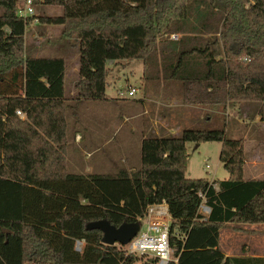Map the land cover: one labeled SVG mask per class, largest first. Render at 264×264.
<instances>
[{"label": "trees", "instance_id": "16d2710c", "mask_svg": "<svg viewBox=\"0 0 264 264\" xmlns=\"http://www.w3.org/2000/svg\"><path fill=\"white\" fill-rule=\"evenodd\" d=\"M32 1L60 13L22 17L17 0H0V264H158L103 243L88 224H140L147 207L162 202L171 216L168 264H264L219 248L222 228L264 223V177L245 176L243 139L225 129L144 137L141 164L131 170L70 172L66 158V110L72 101L105 99L108 60L138 59L144 78L156 70L180 83L184 105L253 103L264 122V0ZM33 18L60 25L62 40L76 43L71 96L64 58L36 57L25 46ZM207 141L221 143L227 178L186 177V143Z\"/></svg>", "mask_w": 264, "mask_h": 264}, {"label": "rangeland", "instance_id": "374dc122", "mask_svg": "<svg viewBox=\"0 0 264 264\" xmlns=\"http://www.w3.org/2000/svg\"><path fill=\"white\" fill-rule=\"evenodd\" d=\"M17 1L19 6H24L23 0ZM32 7L34 9V13L31 16L60 13L59 7L44 5L34 6L33 4ZM33 19L34 23L29 26L33 21L31 19L26 27L25 32V46L27 50L33 49L34 51L35 48H43L47 46L48 48L45 50L48 51L44 50L45 52H41V55L48 53L49 55L54 57H65L67 64L66 73L68 75L65 81L67 85H70L69 78L71 77H69V75L71 74V65H73V61L75 60V58L78 57L76 43L74 41L67 42L65 40H62L61 26L60 30H56L54 27H51L55 26L53 24H44L40 23L37 18ZM30 51L31 53L33 52L32 50ZM131 66L134 70L136 68L139 69L141 66V60H133ZM128 69L129 68L127 66L120 65L117 69H113L112 72L107 76V82L109 83L108 91L110 95L116 97L115 100H118L119 97L123 98L119 95V92H122V94H124L129 84L135 85L139 89V92L134 97L143 96V87L141 86V83L138 81L135 82V79L131 77ZM69 89H71V91H74V88L70 87ZM119 102L116 101L112 103L113 106L110 108L115 112V116H117V127L115 128V130L113 129V131L109 130L110 133H113L111 136L113 137L112 142L106 147H100L99 151H96L91 159L88 160V164L93 165L92 167L95 172H113L118 167L125 166L118 161L119 158L123 155V144L121 142L123 141V135L128 136L129 142L127 145L129 147V155L131 156V160L133 162L136 161V165L138 167L141 164L140 148L137 149V143L135 142L136 136L141 129H137L135 133H132L130 129L131 122L122 123V121L118 120V114H120V107L122 106L119 104ZM129 102H131L130 104H132V106L136 108V110L140 111L143 107L140 101ZM255 112V106L253 105V103H240L235 107H230V109H228V117H226L224 114H219L217 119H213L210 122L206 120L194 125L187 124L183 126L184 128L182 130L221 128L226 130L227 137L243 139V146L246 153L245 166L250 168L256 162V169H258V171H255L253 175H260L259 177H264V122L260 121L259 117L256 118ZM236 118H238L239 121ZM75 131H79L80 133L85 134L88 140H90L92 148H96L101 144V135L104 136L108 134L100 132L101 130L97 125V122L93 118V110L91 107H86L82 110H79V116H76V113L74 115H71L70 111H67V169L70 172L80 173L82 172L81 168H83L84 164L86 163L82 158L79 161H75V155L73 153V137ZM220 147L221 143L218 141H207L200 144H197L195 142H187L186 150L188 159L186 177L207 178L209 180L224 179V177H226L228 173L224 169L223 163L219 160ZM119 148L121 153L117 152ZM256 150L259 154L254 153ZM98 161H100V166L96 168L94 166ZM245 176L248 177V173H245ZM200 212L204 214L202 212V209L200 210ZM232 226L233 225H228V227H224L221 229V232L223 234L222 238L224 237L225 239V234H228V231L231 232L233 230ZM238 226L241 227V230L254 233L252 234L253 236H247L248 233H246L245 236H242L244 235L243 233L242 235L240 233H229L230 240L235 241L237 244L238 240L244 241L246 244H251V246L253 247L252 250L260 253L261 247L264 245V223L243 224ZM242 227L247 229H243ZM250 227L254 229H250ZM81 245L82 243H79L77 245L78 250L80 249ZM137 264L140 263L138 262Z\"/></svg>", "mask_w": 264, "mask_h": 264}, {"label": "crops", "instance_id": "0c3cea01", "mask_svg": "<svg viewBox=\"0 0 264 264\" xmlns=\"http://www.w3.org/2000/svg\"><path fill=\"white\" fill-rule=\"evenodd\" d=\"M32 23L29 25L31 26L34 23V19H32ZM50 26V25H49ZM54 27L56 30H60V25L51 26ZM53 28V29H54ZM26 34V33H25ZM32 48V47H31ZM48 47H38L35 48V50H32V55L36 57H54L49 55L48 53H45L41 55L40 53L48 51L45 50ZM45 50V51H44ZM54 52V51H53ZM64 60L66 61L65 57ZM127 66L128 72L130 73L131 77L135 79V82H140L141 86L143 87V96H136V94L139 92V89L132 84H129L128 87H133L136 89V92L133 96H128L127 93H124L121 95L123 98H118V100H115V96L109 94L108 89V82L106 78V88H105V99L103 100H81V101H72L70 102V106L72 108H69L66 110V117H67V111H70L71 115H74L76 113V116H79V110H82L86 107H91L93 110V118L97 122V125L100 128L101 133H107L108 135H101L102 141L99 146L96 148L91 147V142L88 140L87 136L83 133H80L79 131L74 132L73 137V143H74V155H75V161H79L81 158L84 160L86 164H84L83 168H81L82 172L80 173H87V172H95L93 170V165L88 164V160L91 159L93 154L96 151H99V148L108 146L112 140L113 137L109 130L117 127L116 121L117 116H115V112L110 109L114 102L116 101H123L119 102L120 105H122L120 108V114H118V120L122 121V123L131 122L130 129L132 133H135L137 129H141L138 135L136 136L135 142L137 143V149L140 148L141 140L144 137H163V136H177L180 134L181 130L184 128L183 126L187 124H197L200 122H204L208 120L209 122L213 119H217L218 115L224 114L226 117L229 116L228 109H230V106L226 107L224 110L222 107H207V106H189L184 105L181 103V86L180 83L176 81H167L162 78V73H160V77L158 76V72L156 70L154 71L153 76H149V78H144V71H143V64L141 61V66L139 69H133L132 68V61H126V60H108L107 61V67L109 69L108 74L112 72L113 69H117L118 66ZM108 76V75H107ZM68 77L67 73L65 76V79ZM69 83L70 85L66 84L65 81V95L71 96L73 94V90L71 91V88H74V83L78 79V57L75 58L73 61V65H71V74L69 75ZM71 79V80H70ZM69 86V87H68ZM70 90V91H69ZM179 96V97H178ZM180 98V99H179ZM129 101H140L143 105L142 109L136 110L130 104ZM145 102V103H144ZM21 118L24 117V114L20 115ZM259 117L256 115V118ZM238 119V118H236ZM239 121V119H238ZM241 122V120H240ZM107 129V130H106ZM124 136V137H123ZM123 155L119 158V162L124 164L125 168L131 170L136 167V161L133 162L131 160V156L129 155V147H128V136L123 135ZM16 147L19 148V142L16 141ZM14 146V147H15ZM198 146V145H197ZM117 152H120V148L117 150ZM255 154H259L257 150L254 152ZM3 160L1 161L7 168L6 165V158L4 156V153H2ZM260 158V157H258ZM100 161H98L94 167L100 166ZM120 164V165H122ZM257 163L253 164L250 168L245 166V173H248V177L255 178L259 177L260 175H253L255 171H258L256 169ZM252 169V170H251ZM15 174H18V170H14ZM99 173H106V172H99ZM228 174L226 177L227 178ZM213 180V179H211ZM215 188L216 185H214ZM243 229H247L242 227ZM250 229H254L251 228ZM229 233H242L245 236L246 233L247 236L250 237V235L254 234L252 232H246L243 230L242 232L234 231L231 232L228 231V234H225L222 238V232L220 230V238H219V248L223 252L225 257H231V256H262L264 257V245L261 247V252H255L252 250L251 244H246L244 241L238 240V244L235 241L230 240V234ZM253 236V235H252ZM258 246V245H255ZM263 252V253H262Z\"/></svg>", "mask_w": 264, "mask_h": 264}, {"label": "built area", "instance_id": "2783aa9c", "mask_svg": "<svg viewBox=\"0 0 264 264\" xmlns=\"http://www.w3.org/2000/svg\"><path fill=\"white\" fill-rule=\"evenodd\" d=\"M24 6L18 9V15L22 17L31 16L34 13L32 7V0H23ZM169 38L177 40L179 34L171 33ZM136 89L133 87H127L125 93L128 96H133ZM119 95H123L119 92ZM18 115L23 113L20 110H16ZM204 214L209 213V208L202 204L200 210ZM171 216L168 211L166 203H158L149 205L144 215L139 219V230L136 236L125 245L128 253L136 254L138 256L148 254L154 256L158 264H168L171 261V249L169 246V222ZM79 242H77V245ZM176 261V260H175Z\"/></svg>", "mask_w": 264, "mask_h": 264}, {"label": "water", "instance_id": "95a60500", "mask_svg": "<svg viewBox=\"0 0 264 264\" xmlns=\"http://www.w3.org/2000/svg\"><path fill=\"white\" fill-rule=\"evenodd\" d=\"M88 227L100 229L102 232L101 241L105 244L127 245L136 236L139 223H124L115 227L103 219L89 223Z\"/></svg>", "mask_w": 264, "mask_h": 264}]
</instances>
